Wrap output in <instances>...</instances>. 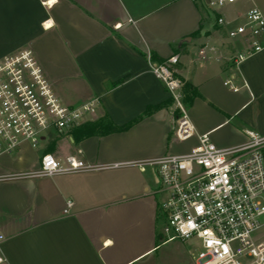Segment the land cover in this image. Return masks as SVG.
I'll return each instance as SVG.
<instances>
[{
	"label": "crops",
	"instance_id": "crops-1",
	"mask_svg": "<svg viewBox=\"0 0 264 264\" xmlns=\"http://www.w3.org/2000/svg\"><path fill=\"white\" fill-rule=\"evenodd\" d=\"M213 1L0 0V59L31 49L65 103L94 101L87 121L126 127L85 137L75 128L55 132L39 149L23 143L0 156V175L37 169L47 153L126 163L187 152L207 132L219 147L246 143L247 131L264 136V50L234 64L241 46L217 25L218 16L238 18L254 4L264 10V0L219 9ZM174 54L198 92L187 104L196 135L183 143L173 136L171 95L150 67V57ZM160 194L152 167L125 164L0 181V264H159L168 241Z\"/></svg>",
	"mask_w": 264,
	"mask_h": 264
},
{
	"label": "built area",
	"instance_id": "built-area-1",
	"mask_svg": "<svg viewBox=\"0 0 264 264\" xmlns=\"http://www.w3.org/2000/svg\"><path fill=\"white\" fill-rule=\"evenodd\" d=\"M237 0H215L223 7ZM217 25L229 39L241 44L232 57L239 65L264 50V10L251 6L243 16L220 15ZM118 26V25H116ZM180 57L162 62L150 57L151 71L171 95L177 110L173 136L186 142L196 135L184 101L185 80L177 71ZM225 84H231L229 80ZM233 90L239 87L230 85ZM97 113L94 101L73 106L65 103L47 77L35 53L28 48L0 59V156L11 154L23 143L36 147L48 131L62 132L87 121ZM246 143L219 147L210 132L198 135L189 151L152 159L95 164L76 155L58 159L44 154L34 170L0 175V181L52 177L118 167H152L159 180L165 217L166 240H193L198 244L195 264H264V136L247 131ZM68 209L74 204L68 199ZM3 236H0V240Z\"/></svg>",
	"mask_w": 264,
	"mask_h": 264
},
{
	"label": "rangeland",
	"instance_id": "rangeland-1",
	"mask_svg": "<svg viewBox=\"0 0 264 264\" xmlns=\"http://www.w3.org/2000/svg\"><path fill=\"white\" fill-rule=\"evenodd\" d=\"M214 8L219 9V6H214ZM211 21L213 22L217 15L214 11H211ZM240 46L242 43H238ZM55 135V131L51 130L47 132V138ZM39 149L41 144L38 145ZM166 193L161 192L160 199L161 203L165 199ZM258 238L264 240V228L258 233ZM198 244L189 240L182 242L180 240H170L164 243L158 252L159 264H195V258L198 254Z\"/></svg>",
	"mask_w": 264,
	"mask_h": 264
},
{
	"label": "trees",
	"instance_id": "trees-1",
	"mask_svg": "<svg viewBox=\"0 0 264 264\" xmlns=\"http://www.w3.org/2000/svg\"><path fill=\"white\" fill-rule=\"evenodd\" d=\"M163 60L164 59L156 60L154 56H152V61L154 62H162ZM183 93L186 105L190 103L192 98L198 94L197 90L188 82H185V85L183 87ZM74 128L76 130L74 134L77 137L91 136L99 131L104 134H107L113 131H120L126 129V127L113 128L112 126L107 125L103 119L95 121H86L75 126Z\"/></svg>",
	"mask_w": 264,
	"mask_h": 264
},
{
	"label": "snow or ice",
	"instance_id": "snow-or-ice-1",
	"mask_svg": "<svg viewBox=\"0 0 264 264\" xmlns=\"http://www.w3.org/2000/svg\"><path fill=\"white\" fill-rule=\"evenodd\" d=\"M54 2V0H49V3H53Z\"/></svg>",
	"mask_w": 264,
	"mask_h": 264
}]
</instances>
